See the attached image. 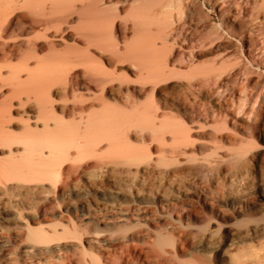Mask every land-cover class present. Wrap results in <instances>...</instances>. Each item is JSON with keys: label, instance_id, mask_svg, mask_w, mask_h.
I'll list each match as a JSON object with an SVG mask.
<instances>
[{"label": "bare ground", "instance_id": "obj_1", "mask_svg": "<svg viewBox=\"0 0 264 264\" xmlns=\"http://www.w3.org/2000/svg\"><path fill=\"white\" fill-rule=\"evenodd\" d=\"M250 1L222 0V4L218 5L222 11L233 14L236 12L235 4L238 5L239 12H244ZM185 3V0H36L30 4L24 0L0 1V53H3L4 61L13 62L15 54L12 48H32L34 54L32 64H29L30 59H26L21 67L6 66L8 72L2 74L0 71V80L5 75L9 76L8 86L10 91L16 90L13 91L16 92L13 98L17 99L16 105L19 108H23L25 101L27 104L30 100L33 102L30 106L35 104L33 109L36 110V117L32 118L33 126L27 122L22 129L24 134L12 138L5 123L13 108V99L8 100L4 98L5 94H0V148L8 147L9 155L12 156L0 166L12 171L25 168L30 173L37 174V179L46 174L57 179L62 178L58 173L59 168L71 157L72 164L79 163L71 164V185L79 182L84 173L90 184L112 189L110 199L115 201L126 197L130 200L129 207L124 209L116 207L112 202L106 211L109 210L114 215L102 218L103 221L113 226L114 230L125 233L126 236L123 237L128 240H133L142 232L160 230L156 234V244L161 249H168L169 255H178L183 250L188 239L185 230L194 228L195 224H201L199 231L202 233L208 232L211 227L220 230L225 226L227 217L220 209V203L225 206L237 204L239 209L246 208L247 204L245 196L230 204L223 201L226 197L222 193L221 197L201 193V188L190 180L196 167L175 165L177 162L167 164L168 161L161 155L149 152L143 154L129 149L133 135L139 136L142 142L151 139L164 143L165 136L170 134L174 142H181L190 138V130L201 128L200 125L207 127L222 124L217 126L227 132L233 131L228 124L237 125L238 113L228 114L226 111L229 109L226 110L224 105L218 106L217 110L203 108L199 120L193 119L187 123L198 125L192 128L191 125L177 122L158 102L153 101L154 86L163 76V68L168 65L167 60L160 63L154 59L155 52L160 50L157 48V40L161 48L175 44L174 37L181 30L176 32L169 28L173 24L169 12L176 7L184 9ZM126 5L128 10L125 11ZM23 8L30 9L29 18L18 15L17 11ZM154 21H157L155 38L149 33ZM67 30L73 33V44L71 49L65 45L64 52L60 53L54 40H62V34ZM231 37H224L222 40L225 42ZM178 41L185 42L182 39ZM240 41L241 50L245 54L243 60L234 58L233 66L224 60L219 68H214V65L207 72L198 73L203 76V80L199 81L195 78L196 75L188 86L194 90H202L203 84L208 85L218 80L219 91L233 77L244 78L247 108L241 111L248 122V147L238 149L237 155L245 156L249 175L255 178L258 176L260 185L264 186V72H257L262 69L264 71V38L259 41L249 31ZM238 43L234 40V45ZM41 47L47 50L42 58L38 53ZM182 50L183 53L187 51L184 46ZM124 62L129 64L125 68L130 75L121 73L118 68ZM225 62L231 66L229 73L223 66ZM24 72L27 73V81L21 76ZM129 78L136 80L133 83L135 87L130 86ZM25 84L29 85V93H25L26 89L29 90ZM57 96L56 100L60 102L58 112L54 108ZM139 97L148 100L141 103ZM194 107L190 109L196 115L198 109ZM123 109L132 112L127 115ZM29 118L28 116V121ZM104 142L109 148L107 152H103L104 146H101ZM15 146L21 148L17 150ZM11 147L16 152L22 151V154L19 157L13 156ZM44 150L48 151V155L44 154ZM258 157L263 160L262 166L257 164ZM228 184L227 195H230L235 190L230 179ZM11 220L15 223L18 218L13 217ZM27 232L26 240L30 243L23 252L27 254V258L20 254H8L6 264H39L40 258L47 256L51 257L52 262L48 261L49 264H83V260L86 262L83 255L88 253L86 246L90 248L91 263L88 261L85 264H101V261L111 264L113 259L102 248L109 243L111 246L113 242H121L119 239H111L110 235L111 238L98 241L96 237L102 236V230L85 232L75 218H71V236L67 235L68 232L59 234L55 229L51 234L43 228ZM250 237L248 231L242 235L244 240ZM68 238H71V257L62 254L66 245L62 243ZM75 252L82 256L74 257ZM55 255L59 262H53ZM170 258L167 259V264L171 263ZM116 263L127 264L123 259ZM140 263L147 264V261L142 260Z\"/></svg>", "mask_w": 264, "mask_h": 264}, {"label": "rangeland", "instance_id": "obj_2", "mask_svg": "<svg viewBox=\"0 0 264 264\" xmlns=\"http://www.w3.org/2000/svg\"><path fill=\"white\" fill-rule=\"evenodd\" d=\"M24 1L30 4L34 3L36 0ZM185 1L186 6L184 9L176 7L169 12V16L173 22L169 28L171 30H176V32L181 30L179 33H176L174 37L176 39L175 44H168L166 48H161L162 46L157 40V48L160 49V52H155L154 59L160 63L162 60H167L168 65L163 68L164 74L157 80L154 86L152 95L153 101L156 103L158 102L170 117L186 125L193 119L199 120L198 118H201L200 116L203 114V108H215L217 110L218 106L224 105L226 110H232H227L226 112L228 114H239H237L238 116L236 115L237 125L232 126L228 124V126L233 129V131L228 132L220 130L221 127L219 126L222 124H217L219 126L211 125L207 127L200 125L201 128L190 130V138L181 142H174L170 134L165 136L166 141L164 143L151 139H146L148 141L145 140V142H142L139 136L133 135L130 143L131 148L129 147V149L132 151L136 150L143 154L149 152L157 156L161 155L164 157V160L168 161L167 164L177 162L175 165L196 167V172L190 177V180L201 188V193L207 192L211 194L212 197H221L222 193V195L224 194L223 197H226L223 201H228L230 204L236 203L241 196H245L247 201L246 208L241 207L239 209L240 206L237 204H235V206H225V204L220 203V209L227 217L224 222L225 226L220 230L211 227L208 232L202 233L199 231V226L201 224H195L194 228L185 230L187 231L188 239L183 250L178 255H169L167 252L168 249H161L156 244V234L160 230L151 233L142 232L133 240H128L124 238L126 236L125 233L118 232L113 229V226L106 224L102 218H111L110 215H114L109 212V210L106 211V208L108 206L110 207L112 202L115 203L116 207L119 206L118 208H128L130 200L126 197H120L119 199H115V201L110 199L109 195L112 189L103 186L100 187L99 184H90L86 180V175L84 173H82L83 176L78 180L79 182L71 185V157L65 160L59 168L58 173L62 178L58 177L57 179H52L50 175L47 174L37 179V174L30 173L25 168L12 171L0 166V264H6L8 262V254H11V256L14 255V253L20 254L25 259L27 258V254L23 252L30 243L26 240V233H28V230L36 231L43 228V230L51 234L53 229H55L59 234L68 232L67 235L71 236V218H75L85 232L93 233L96 229L99 231L102 230V236L96 237L98 241L108 239V237L121 241L115 243L111 242L113 244L111 246H109L110 243H106L107 246L102 248L105 249L109 257L113 259L112 263L114 262V264H117L116 262L120 259L125 260L127 264H142L140 263L142 260L147 261V264H167L166 261L170 257L171 263L169 264H264V186L260 185L258 176L255 178L249 175L245 156L237 155L238 149H246L248 147V133L246 129L248 122L246 120L247 118L242 116L241 111H245L247 108L244 99L246 95V91H244L246 87L244 78L242 76L233 77L232 81L229 82L227 86H222V89H219V91V85L217 84L218 80L208 83L209 86L203 84L202 90H194L188 86L189 82L193 80V77L196 75L195 78H198L199 81L203 80V76H200L198 73L202 74L205 71L207 72L214 65V68H219L224 60L229 64L231 63L232 66L235 59L243 60L245 54L241 50L242 45H240V38L243 35H247L249 31L254 33L259 41L264 38V0H251L244 12H239L238 5L235 4L234 10L237 13L234 12L233 14H229L220 9L218 4L220 3L221 5L222 0ZM29 10V8H23L17 12L18 15L21 14L20 17L29 18ZM124 10H128L127 5L124 6ZM225 18L227 19L225 20ZM151 24V31L149 30V33H152L155 38L157 21ZM187 30H189V32L192 31L190 32L192 35ZM215 32L217 34H215ZM180 34L181 36H179ZM72 35L73 33L71 30H67L62 34V40H59V38H56V41L54 40L58 52L63 53L65 45L71 49V44H73ZM224 37H231L233 40L232 42L231 39L224 42ZM181 39L182 41L185 40V42L181 43L178 41ZM220 40H222V42L219 43L218 41ZM234 40L235 43L240 41L238 45H234ZM230 43H232L233 46H231L232 44ZM182 44L188 52H182ZM12 50L15 55L11 63L5 62L3 53H0V71L2 74L8 72V68H6L8 65L21 67L24 65L26 59H30L29 64L33 63L34 54L32 48H12ZM38 53H40V58H42L47 54V50L45 47H41V51H38ZM229 60L231 62H229ZM226 62L223 66L225 69H228L227 73H229L231 66ZM163 63L164 62H162V64ZM226 64L228 66H226ZM127 66H129L128 62H124L120 64L118 68L122 71L121 73L130 75L125 68ZM257 72L263 73L264 71L262 69ZM191 73H193V75H191ZM194 73L197 74L194 75ZM21 76L24 81H27L26 72L22 73ZM131 77L133 78V76ZM8 78L9 76L5 75L0 80V86H2V88H0V94H5L4 98L8 100L13 99V101L11 100L13 108L11 107L12 109L10 110V115L6 120L5 126L12 138L21 137L22 134H24L22 129L27 122L33 126V117H36V110H34L35 104L31 107L30 105H32L33 102L28 100L30 104H28V101L26 104L25 101L24 107L19 108L16 105L17 99L13 98L16 95V92L13 93V91L16 90L10 91ZM132 78H129L128 81L131 83V87H135L133 83L136 80ZM25 86L29 89H26L25 93H29V85L25 84ZM206 89L207 91L205 92ZM56 98L58 99V96L55 97V99L53 98L55 102L54 108L58 112L57 106L60 105V102L57 101ZM140 100L141 103H145L148 99L142 97ZM28 105L30 107H28ZM192 106L198 109V114H194L195 116L190 109ZM123 110L127 115L132 112V110L129 109ZM28 116L30 117L29 121L27 120ZM190 125L192 128L198 127L196 123H190L187 126ZM101 146H104L103 152L109 150L105 142ZM18 148L20 149L21 146L16 147L17 150ZM16 149L11 147L13 156L19 157L22 151L16 152ZM44 154L48 155V151L44 150ZM11 157L8 147L0 148V165L8 162ZM262 161L261 157H258L257 164L262 166ZM77 164L79 163L72 165ZM229 179L232 181V187H234L235 191L227 195ZM51 204L52 206H50ZM13 217L18 218V222L16 221L14 223L11 220ZM246 231L251 234V237L244 240L242 235ZM70 243L71 238L70 240L69 238L68 240L66 239L62 243L63 245L66 244L62 254L68 257H71ZM86 248H88V253L83 255V258H86V262H90V248L89 246H86ZM143 249L145 250V254H143ZM155 253H157V255ZM79 256L81 257L82 254H79V252L74 253V257L78 258ZM48 261L49 263L52 262L49 256L46 258L42 257L39 262H37L39 264H49ZM53 262H59L58 256L55 255ZM86 262L83 260L82 263L85 264ZM106 263L105 261H101V264Z\"/></svg>", "mask_w": 264, "mask_h": 264}]
</instances>
